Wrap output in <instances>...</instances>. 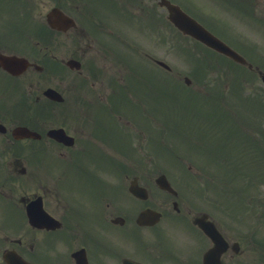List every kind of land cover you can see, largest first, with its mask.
Returning <instances> with one entry per match:
<instances>
[{
	"label": "flooded vegetation",
	"instance_id": "flooded-vegetation-1",
	"mask_svg": "<svg viewBox=\"0 0 264 264\" xmlns=\"http://www.w3.org/2000/svg\"><path fill=\"white\" fill-rule=\"evenodd\" d=\"M171 26L161 0H0V55L16 58L0 66V264L6 250L30 264L195 263L208 240L187 204L168 226H137L150 203L118 175L169 120L152 85Z\"/></svg>",
	"mask_w": 264,
	"mask_h": 264
},
{
	"label": "rangeland",
	"instance_id": "rangeland-1",
	"mask_svg": "<svg viewBox=\"0 0 264 264\" xmlns=\"http://www.w3.org/2000/svg\"><path fill=\"white\" fill-rule=\"evenodd\" d=\"M258 9L260 11L259 13H263L261 15L264 16V6L259 7ZM260 23H261V21H259L257 19H253L252 17H249V18L242 17L241 19H239L236 22V24L238 25V28L241 29L242 32H243L244 29L247 32H250V33L247 34V39L249 40V42L250 41L251 42H258L259 45H262V44H264V24L260 25ZM246 45L250 46L249 43H246ZM177 56H179V55L176 52H174V53L171 52V54H170V57H172L173 59H175L176 62L181 64L182 63V59L180 58V60H179ZM180 56H181V54H180ZM249 58H252V57L249 56ZM218 62L220 63V65H223V66L230 65V64L226 63L224 60H221V59H219ZM192 63H193V61H191V63L190 62H185V64H192ZM222 70H224V68ZM230 70H232V74L231 73H224V72H220L219 73L218 84L221 85L222 87L225 85L226 82H229V81L233 80V74L234 75L237 74L235 69H230ZM190 74H192L194 76V79H193L194 82H199V81L202 82V81H206V80H211V73L207 74L206 79H204L202 77H198L199 75L198 76L194 75L192 72H190ZM249 80L253 81V83H255V85H257V86L258 85L259 86L262 85L260 83V80L257 77L249 76ZM207 82H209V81H207ZM199 86H201V85L194 84L192 87H199ZM224 90L226 91V89H224ZM263 99H264V97H263ZM227 101L228 100H225V102H227ZM230 106L233 108V110L236 108L235 105H230ZM189 113L194 114L195 112H193V110H189ZM189 117H192V116L189 115ZM183 153H186L189 156L188 157L189 159H187V160H190L191 162H193V164L195 163V157L193 155V152L191 153V152L183 151ZM161 165L164 167V170L167 173V175L169 177L173 178V179H175V178H177V179H181V178H185L186 179V178H188L186 172H184V170L179 168V167H176L174 165H168L166 167L164 164H160L159 166H161ZM198 166H200L201 169H199L198 172L196 173L197 176L206 177L207 175L214 174L215 175L214 178H216V180H217V178H222V179L218 180L219 182L224 180L223 177L230 176V175L233 174V169L232 168L223 169V170H221V169L217 170L213 166V164L210 163V162L207 163V162L204 161V162H202V164L196 163V167H198ZM139 168L144 169V167H139ZM139 170L140 169H138V171ZM147 170H148V172H150V174H155L156 171L158 172L161 169L158 170L157 169V164L154 163V165L152 167H148ZM239 178H241V177H239ZM190 181H191V183H193L192 180H190ZM239 183H240L239 181H237L236 183L233 182V185L237 186ZM182 185H185V184H182ZM194 186L195 185H193V188H194ZM205 186H206V189H207V194L208 195H210V194L215 195L216 197H218V200L220 198H222L224 196V194H230L229 192H226L227 189H228L227 187H225V190H223L219 186H216L214 184H209V185H205ZM229 189H230V185H229ZM260 191L264 193V185L261 186ZM258 196H260V192L259 191H257V190L256 191L246 190V194H243V192H242V195L232 194V196H230V197L227 196V197L230 198L231 203L233 205H236V201L238 202V204L235 207H233L235 215H234V217L231 216L232 217L231 218L232 219V224H233L234 229L235 230L237 229V230L240 231V230L244 229L245 226H249L251 224H255L260 229L259 230V234L260 235H258L256 232L254 233V235L256 237H261V236L264 235V223H263L264 222V217H263V215L260 212L250 214V212L247 210V209H249V207H251L253 209H255V207H257L255 199H257ZM249 197L251 198V203H250L251 205H248L246 203L247 202L246 199L249 198ZM225 200L226 199H224V202H225ZM224 202L221 203L220 200H219V202L217 201V203H218V206H217L218 213H220L222 216H226V215H225V213L223 211L220 212V210H226V209L229 210L230 209L228 207V205H227L228 201L226 200V202L225 203ZM241 202H244V205H241ZM255 210L258 211L257 209H255ZM249 244H251V241H244V245L247 248L246 252L243 253V256L239 260H237V258H235V260H233V262L231 264H260V258L257 256V251H259L260 248L258 247V249H255L253 247H257L256 245L251 244L249 246ZM248 246H249V248H248ZM263 264H264V260H263Z\"/></svg>",
	"mask_w": 264,
	"mask_h": 264
},
{
	"label": "water",
	"instance_id": "water-1",
	"mask_svg": "<svg viewBox=\"0 0 264 264\" xmlns=\"http://www.w3.org/2000/svg\"><path fill=\"white\" fill-rule=\"evenodd\" d=\"M181 28H183L185 31L191 33L192 35L196 36L197 38L201 39L208 45L223 51L226 54H229L230 56L234 57L235 59L239 61H243V59L237 55L235 52H233L231 49H229L225 44H223L221 41L216 39L214 36H212L210 33L205 31L203 28H201L199 25H196L193 21L186 20L185 22H181L178 24ZM264 80V76H263ZM162 185H165L166 182L161 181ZM204 229L213 236L214 240L219 241V236L214 232V229L211 227L203 226Z\"/></svg>",
	"mask_w": 264,
	"mask_h": 264
}]
</instances>
